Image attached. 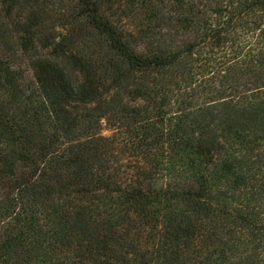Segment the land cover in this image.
Listing matches in <instances>:
<instances>
[{"label": "trees", "instance_id": "16d2710c", "mask_svg": "<svg viewBox=\"0 0 264 264\" xmlns=\"http://www.w3.org/2000/svg\"><path fill=\"white\" fill-rule=\"evenodd\" d=\"M0 264H264V0H0Z\"/></svg>", "mask_w": 264, "mask_h": 264}, {"label": "rangeland", "instance_id": "374dc122", "mask_svg": "<svg viewBox=\"0 0 264 264\" xmlns=\"http://www.w3.org/2000/svg\"><path fill=\"white\" fill-rule=\"evenodd\" d=\"M103 134H104L105 136H108L110 133H109L107 130H105V131L103 132Z\"/></svg>", "mask_w": 264, "mask_h": 264}]
</instances>
